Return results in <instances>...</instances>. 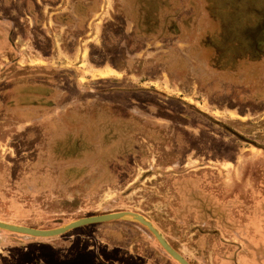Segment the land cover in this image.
<instances>
[{"label":"rangeland","instance_id":"374dc122","mask_svg":"<svg viewBox=\"0 0 264 264\" xmlns=\"http://www.w3.org/2000/svg\"><path fill=\"white\" fill-rule=\"evenodd\" d=\"M0 19V221L131 211L190 264H264V0H0ZM97 257L180 264L131 217L0 230V264Z\"/></svg>","mask_w":264,"mask_h":264},{"label":"water","instance_id":"95a60500","mask_svg":"<svg viewBox=\"0 0 264 264\" xmlns=\"http://www.w3.org/2000/svg\"><path fill=\"white\" fill-rule=\"evenodd\" d=\"M126 217H131L133 220L147 227L150 230V232H152V234L156 237V239L159 241L162 247L166 250V252L170 254L180 264H190L178 251H176L164 239V237L159 232V230L150 221H148L144 216L131 211H121V212H114L103 215L84 217L79 220L72 221L62 227H58L54 229H36L28 226L9 223L6 221H0V230L22 234L24 236L49 238V237H55L66 234L67 232L73 229L83 227L86 225L120 220Z\"/></svg>","mask_w":264,"mask_h":264},{"label":"crops","instance_id":"0c3cea01","mask_svg":"<svg viewBox=\"0 0 264 264\" xmlns=\"http://www.w3.org/2000/svg\"><path fill=\"white\" fill-rule=\"evenodd\" d=\"M8 25H9V23L7 21L0 19V69L3 66L2 65L3 62H1L3 59V56H5V54H7L8 51H11V49H14V48H10V43H9L10 29L8 28ZM24 115H26V113ZM97 253H99V252L97 251ZM118 253L119 252H117V254H116L118 258L123 257V256H119L120 254H118ZM124 256L126 259H128L130 255L125 254ZM133 258H136V257H133ZM101 259H102L101 257L95 258L93 261V264H99V260H101ZM114 263L119 264L116 261ZM120 263L122 264V262H120Z\"/></svg>","mask_w":264,"mask_h":264}]
</instances>
